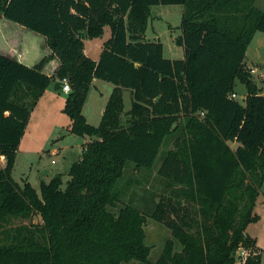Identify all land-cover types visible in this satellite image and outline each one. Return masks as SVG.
Masks as SVG:
<instances>
[{
    "label": "trees",
    "instance_id": "1",
    "mask_svg": "<svg viewBox=\"0 0 264 264\" xmlns=\"http://www.w3.org/2000/svg\"><path fill=\"white\" fill-rule=\"evenodd\" d=\"M158 4L185 6L176 39L183 58H166L163 43L146 38ZM0 16L45 36L52 51L34 67L0 52V264H147V216L181 245L176 251L168 240L156 264H235L239 248L249 251L245 264L262 263L247 233L264 185V94L244 64L255 34L264 33L253 0H0ZM106 26L111 37L95 60L85 39L102 37ZM55 57L60 65L47 75ZM65 77L70 130L90 140L66 187L57 174L39 193L12 172L32 111ZM95 78L114 84L98 126L83 114ZM237 80L247 86L245 104L231 97ZM172 136L175 149L158 169L168 195L150 212L129 203L112 212L128 162L152 168ZM20 216L42 223L12 225Z\"/></svg>",
    "mask_w": 264,
    "mask_h": 264
},
{
    "label": "rangeland",
    "instance_id": "2",
    "mask_svg": "<svg viewBox=\"0 0 264 264\" xmlns=\"http://www.w3.org/2000/svg\"><path fill=\"white\" fill-rule=\"evenodd\" d=\"M253 5L264 11V0H253ZM185 6L182 4H158L152 5L150 17L146 31V38L149 40H160L164 45V56L166 58H183L185 55L184 47L176 41L182 35L181 23ZM5 17L0 16L1 24H18L13 21L8 23ZM19 25V24H18ZM21 26V25H20ZM1 27V26H0ZM23 27V26H21ZM25 28V27H23ZM27 30V28H25ZM89 47L91 45L89 44ZM98 55L97 50H91L90 56ZM245 68L250 72L251 79L264 94V33L257 32L247 50L244 59ZM255 69V72L251 70ZM113 83L98 79L92 83L89 89L88 97L83 107V114L87 121L98 126L100 124V110L105 108L107 95L111 92ZM234 93L237 94L236 100L240 103H246L248 93L247 86L240 80L236 81ZM67 95L63 92L59 94L54 91L53 95H46L45 99L38 102V106L32 111V120L27 125L24 138L20 142L19 153L17 154L13 177L16 181L22 183L23 178H29L40 191V179L50 181L53 171L59 170L65 173L64 179L69 178V166H64L67 160L76 159V153H80L83 136L71 132V119L65 111ZM232 96V94H231ZM125 111L131 108V91L124 92ZM126 116L124 117L125 120ZM176 137H170L161 149V153L155 163L150 168L138 169L133 162H128L123 176L118 182V189L121 191V201L111 206L110 210L118 214L120 208L125 204H132L143 212L153 210L156 203L168 194L164 179L158 174V169L166 152L175 149ZM233 148H236L237 142H230ZM58 148L66 153V160H63V154L53 155L50 150ZM55 162V163H54ZM6 159H0V165L5 166ZM69 169V170H68ZM46 173V174H44ZM63 180V176H62ZM67 182L62 184L66 187ZM264 191V185L262 187ZM40 193V192H39ZM255 212L259 216L247 227V233L254 237L258 247L262 252V264H264V192L260 194L256 202ZM42 223L40 216L32 218L15 217L12 225H28ZM145 232L144 244L149 247L150 253L147 264H156L163 253L168 240L175 241V250L180 251L181 245L174 238L171 229L165 224L156 221L151 216H147L143 224ZM135 264H140L134 260Z\"/></svg>",
    "mask_w": 264,
    "mask_h": 264
},
{
    "label": "crops",
    "instance_id": "3",
    "mask_svg": "<svg viewBox=\"0 0 264 264\" xmlns=\"http://www.w3.org/2000/svg\"><path fill=\"white\" fill-rule=\"evenodd\" d=\"M4 19H6V18H4ZM8 20L9 19H6V21H8ZM9 21H12V20H9ZM9 21H8V23H11ZM0 26H1L0 27V52L1 53L5 54V55H9V56L13 57L14 59L18 60L19 62L26 64L28 66H31V67L38 65L44 57L49 56L52 53L51 49L49 48V46L47 44V40H46L45 36L35 32L33 30H30L28 28L26 30L25 29L26 27L23 28L24 26L21 27L22 25L20 26V24L18 25V24H13V23H11V24H4L3 23ZM110 37H111V29L109 26H106L105 27V33L102 37H98V38H94V39H88V38L85 39L86 54L88 56H90L91 50H97L98 55H96L92 58H94L95 60H98L100 58L101 52L104 48V43ZM89 44L91 45V47H89ZM172 59H175V58H172ZM59 65H60V60L57 57L52 58L43 67V72L46 73L47 75L52 76L55 74ZM58 81H60L59 78H56L49 85V87L46 89V91L44 92L42 97L39 99V103L41 100L45 99L44 97H46V95H53L54 91L58 94L60 92H63L61 90V87L56 88V83ZM96 81H98V78L94 79L93 84ZM113 89H114V84H113V87L111 89V92L109 93V95H107L108 99L106 101V104L109 100V97H110ZM126 90L127 89H125L124 92H126ZM63 93L67 94L65 92H63ZM261 94H263V93H261ZM37 106H38V103H37L36 107ZM105 107H106V105H105ZM104 110H105L104 107H102L100 110V116H101L100 118L101 119H102ZM32 115L33 114H31V116ZM101 119H100V122H101ZM31 120H32V117L30 118V121ZM30 121H29L28 125L30 124ZM27 128H28V126H27ZM83 137H84L85 141L82 142V145L80 147V151H78L80 153H76V157H75L76 159L71 158V159L67 160V162L64 163V166H66V167L69 166V168H70L76 161L79 160L84 144L90 140V137H88V136H83ZM20 145H19V149H20ZM19 149H18L17 154L19 153ZM50 152L53 155L63 154V160L67 159L66 153L64 150L54 148L53 150H50ZM52 173L53 174L51 175L50 180L57 174H61L63 176L64 182H67L70 179V176H69V178L65 180L64 179L65 173L62 171L56 170V171H53ZM44 174H46V173H44ZM39 179H40V181H39L40 186H41L42 181L49 182L48 179L42 178L41 175H39ZM24 180H27L31 184H33L29 178H23V181ZM33 187L38 192H40L34 185H33ZM262 192H264V191L261 189V193Z\"/></svg>",
    "mask_w": 264,
    "mask_h": 264
},
{
    "label": "built area",
    "instance_id": "4",
    "mask_svg": "<svg viewBox=\"0 0 264 264\" xmlns=\"http://www.w3.org/2000/svg\"><path fill=\"white\" fill-rule=\"evenodd\" d=\"M252 72H255L256 70L253 69L251 70ZM61 82V90L65 93H69L71 91V84L70 81L68 79V77H65L63 79L60 80ZM237 94L236 93H232V98H236ZM204 113L202 112V115ZM4 156H1L0 159H4ZM249 256V251L245 248H239L236 252H235V264H245L247 258Z\"/></svg>",
    "mask_w": 264,
    "mask_h": 264
},
{
    "label": "water",
    "instance_id": "5",
    "mask_svg": "<svg viewBox=\"0 0 264 264\" xmlns=\"http://www.w3.org/2000/svg\"><path fill=\"white\" fill-rule=\"evenodd\" d=\"M60 87H61V82L58 81V82L56 83V88H60Z\"/></svg>",
    "mask_w": 264,
    "mask_h": 264
}]
</instances>
